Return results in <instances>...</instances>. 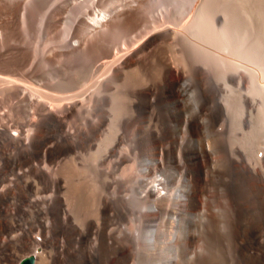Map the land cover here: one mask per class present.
I'll use <instances>...</instances> for the list:
<instances>
[{"label": "bare ground", "instance_id": "bare-ground-1", "mask_svg": "<svg viewBox=\"0 0 264 264\" xmlns=\"http://www.w3.org/2000/svg\"><path fill=\"white\" fill-rule=\"evenodd\" d=\"M44 1L46 0H0V142L4 149L11 148L22 151V153L12 156L10 155L13 152L8 151L10 155L3 158L5 169H16L15 183L17 189L29 193L34 191L38 194L51 191L52 194L46 201V206H41L40 201L33 198L30 200L31 209L29 208V211L37 216L35 224H40L43 221L47 225L49 223L52 225V228L48 225L49 233L51 232L52 235L46 234L42 238L43 240L39 241L32 231L25 227L27 226L26 223L24 226L18 218L9 217L10 208L7 209L0 205V261L12 256L13 244L18 242L20 248H31L39 245L50 248L47 259L48 264H69L60 259L61 249L59 248L61 244L59 243V235L64 234V232L76 237L80 246L85 250L80 249L78 251L80 252V256H78L82 264H94V260L101 253L102 257H105L103 252L107 249V245L104 246L102 240L104 239L106 224L110 219L109 216L114 211V205H112L109 199L110 196L108 197L107 194L110 179L107 175H104L105 173L101 171V167L106 161H110L109 159L112 156H115V149L121 135L131 123L130 111L134 116L138 113L147 116L149 122L146 135L151 139L152 147L150 150L154 148V154H156V146L166 138L172 123L171 117L167 118L164 114L163 104L168 100L177 111H180V103L188 90V88H182V82L187 78L185 71L187 67L191 68L194 80L200 84L199 90L203 102L209 100V93L204 87L210 84L212 88L211 98L215 105L214 116L221 117L224 122L229 119L227 139H220L215 142L204 139L200 136L201 126L199 120L201 118H197L192 128L191 138L194 143L189 151L188 173L183 189H180L179 192L172 190V194L167 196L162 181L157 180L154 184L149 181L147 184L146 192L152 198L151 201L146 202L153 212L151 218L164 216L167 221L166 227L149 231V234L144 233L142 237L144 242L142 241V243L147 250H152L160 255V259L152 264H159V262L160 264H183V259H185L191 243L188 222L192 216L196 215V210L203 205L204 196H207L205 181L202 178V167L209 166L213 173L215 170L220 173L223 162L228 164L238 175L240 170L245 177L251 180L256 197L253 206L258 213L259 228L263 227L264 200H261L258 196L264 191V173L262 171L264 168V147L261 149L260 164L255 163V160H253L254 163L250 162L245 152L239 147V122L242 121L241 123H244L246 127L251 125L252 113L256 112L257 121L255 126L252 127L255 131L251 134L256 139L264 138V114L260 113L259 110L264 102L255 96L257 93H250L247 89V92L245 91L240 95V97L242 96L243 107L245 106L244 108L247 109L246 113H242L240 110L242 113L240 121L239 87L245 88L246 76L248 75H245L244 72L247 71L246 67L251 72H259L260 70L264 74V0H198V2L201 1L199 4L200 11H197L199 14L198 22L206 27L195 31L192 35L187 31V28H183L177 31V36L173 37L177 50H183L185 54V57L182 58L184 66L176 69L174 74H169L168 69L164 68L161 70V76L157 81H148L142 86L140 85L142 81H140L139 76L143 77L142 80H147L145 69H132L129 76L124 75V72L136 64L141 55L148 54L158 40L164 36L167 37L168 30L154 29L137 39L138 41L135 39L137 42L135 41V46L130 49L124 48L121 43H116L117 41L111 43L109 37L114 33L116 26L129 25L139 21L137 13L144 4L143 0H121L116 6L107 10L95 9L98 1L104 2L106 0H90L89 3L80 0L77 5L73 0H67L62 1V4L60 3L53 8L52 6L46 7L47 11H44L39 19L40 34L47 35L50 33L56 36L60 25L63 24L65 27L61 46L58 47V50L52 48L49 55L44 57V60L56 63L55 56H63L65 59L70 58L71 60L75 58L76 61L87 65L92 74L91 79L82 84V87L78 88L77 82L75 84L71 83L72 86L69 83L71 86L70 89L68 88L71 90L69 93L65 95V92V96L59 93L62 96L58 94L61 98L53 96L52 98L55 99L51 100L45 98V96H40V92L36 93L35 86L31 85L33 86L32 89L35 90V93H33L31 92L32 89L29 91L24 88V84V87H22V84H19L16 79L4 76L5 74H15L17 71L27 68L29 70L28 76L35 78L40 84L50 79L46 78L37 66L32 69L33 56H31L29 45L25 43V39L31 38L35 30V23L33 24V16L30 11L45 8L46 2L43 6ZM213 1L216 3L213 6L215 7L214 10L207 11L210 7L209 3L211 5ZM65 10L79 12L68 19L63 14ZM241 11H257L258 29H262V37L257 36L256 39L251 40L252 35L248 38L246 33L248 31L239 35V24L242 21L239 20V12L241 13ZM245 14L243 15L245 16ZM247 17H244L243 23L244 27L249 30L251 28L250 23L245 19ZM217 25H220L221 28H218ZM258 35L260 36V33ZM41 53H44L43 50ZM88 55L90 56L88 57ZM230 63H233L234 67H231ZM206 64L207 68L205 67ZM218 66H221L222 70L217 74L212 72ZM60 68L65 70L68 69V66L65 65V67ZM229 69H232L233 72H229ZM242 69L245 70L242 71ZM61 70L53 72L54 78L61 74ZM250 83L254 84L252 81ZM246 87L248 86L246 85ZM252 88L253 90L254 88L257 89V85ZM64 89L63 91H65ZM115 92L120 95L119 102L116 101ZM156 93L158 94L157 99L151 106L148 103V98ZM55 95L57 96V94ZM6 107L9 111L7 113L12 115L11 118L8 114L2 112ZM85 107L88 109L87 116H83ZM150 107H154L153 112L149 111ZM14 114L18 116L16 117L19 120H14ZM77 115L82 119L83 125L77 127L78 129H75L76 131L72 133L68 125ZM31 124L36 127L33 136L27 135L24 128ZM12 132H16L17 136H13ZM112 132L113 136L110 138ZM241 134L243 133L240 132ZM57 135L59 139H56ZM253 136L251 137L253 138ZM43 143L47 154L41 157L36 150ZM39 144L41 145L39 146ZM116 157L119 159V156ZM1 165L3 166V164ZM85 181L100 185L95 214L89 212L90 207L85 204V193H78V190L82 188L81 184L88 185ZM65 188L69 194H66ZM76 192L78 193L77 196H75ZM71 193L76 199L71 196ZM173 195L176 196L172 199ZM12 198H14L12 200L14 201L13 209L20 211L24 208L25 204L23 202L27 201L26 194L22 193L20 196H12ZM171 200L173 201L171 208L160 204V202L166 204ZM69 202H72L75 206L74 215L68 208L67 203ZM43 218L44 220H42ZM234 220L233 224L235 225H233V228L235 232L232 234V239L237 249L239 205ZM209 228L210 231L207 235L210 242L207 240L209 242L207 244L210 245L213 242L216 247L219 246L221 254L218 249L217 255L220 258L218 257L217 260L212 252L216 247L212 248V245H210L203 261H207L212 257V264H222L223 262L220 263V259L224 256V249L217 237V221L213 214L209 216ZM248 237H251V235ZM95 239L99 241L97 249L93 245ZM117 252L119 253V259L117 260L129 257V253L123 245L120 246ZM30 254L35 257L33 264H37L36 253ZM202 259V257H198L197 262H202ZM255 264H264V261Z\"/></svg>", "mask_w": 264, "mask_h": 264}, {"label": "rangeland", "instance_id": "rangeland-1", "mask_svg": "<svg viewBox=\"0 0 264 264\" xmlns=\"http://www.w3.org/2000/svg\"><path fill=\"white\" fill-rule=\"evenodd\" d=\"M62 1H67V0H46L44 1L43 4V6H45V2H46L45 8H37L33 11H30L33 16L32 17L33 24L35 23L34 27L36 31L34 30L31 38L25 39V43L29 45L31 56H33L32 69L35 66H37L38 70L44 73L46 78L48 79L50 78V79L46 82H41L40 84L38 80H35V78L31 77L30 75L28 76L29 70L27 68H23L17 71L16 72L17 74L12 73V74L4 75L5 77L16 79L17 82L19 81L18 82L19 84H22V87H24L23 86L24 84L25 85L24 88H27L29 91L33 88V86H35L34 89L36 90V93L40 92L39 94L40 96H45V98L50 100L65 96L67 93L71 91L69 90L70 89L69 87H71L72 84H75L76 82L79 85L78 88L82 87L83 86L82 84L88 82L89 79H91L92 77L89 67L85 65L83 62L76 61L74 57H73L74 60L73 59L71 60L70 58L65 59L63 56L62 57L55 56L54 59L56 60V63L55 62L50 63L44 60V57L49 55V53L51 52L50 50L52 48L58 50L59 49L58 47L61 46L64 37L65 26L63 24L60 25L59 32L56 34V36L53 34L51 35L50 33L47 35L46 34L41 35L39 32V28H40L39 19L42 13L44 11H47L48 7L52 6L53 8L59 5L60 3L62 4L63 3ZM73 1L77 5L80 0H73ZM82 1L83 2L85 1L86 3L90 2V0H82ZM120 1L121 0H106L104 2L98 1V4H96L95 9L107 10L108 8L116 6ZM143 1L144 4L140 8V10H138L137 13V18H139V21L133 22L132 24L129 25L116 26L114 33L109 37L111 43H115L117 41L116 43H121L124 48L130 49L135 46L136 42L138 41L137 39L143 37L144 34L146 35L150 31H153L154 29L168 30L167 37L164 36L160 40H158L152 46L148 54L141 55L138 62L134 64L132 67L128 68L129 71L126 70L124 72V75L129 76V72L132 69L134 70L141 68L145 69L147 72V80L143 79L144 80L143 81L142 80L143 77L139 76V78L141 79L140 81H142L140 83L141 86L148 81H157L161 76L160 75L161 70H163L164 68L166 70L168 69L169 74H174L176 69H179L184 66V61L182 58L185 57V54L183 50L178 51L175 46V43L173 42V37L177 36V31L183 28H187V31L190 33V35H192L195 31L201 30L206 27L204 26V24L202 25V23L198 22L199 14L197 11H200L199 4L201 1L200 2H198V0H143ZM214 4H216L214 1L213 4L211 5L209 3L210 7L208 8L207 11H213L215 8L213 7ZM240 5L241 3L239 4V6ZM77 12L65 10L63 11V14L68 19H71ZM242 12L243 11H241V13L239 12V20L240 21L242 20L241 23L239 24V35H242L243 33L245 34L246 31L248 32L250 31L249 33L248 32L246 33L248 38H250L249 36L252 35L251 40H253L254 38L256 39L257 36L262 37V33H261L262 29L261 30L258 29L259 27H258L257 11H244L243 13ZM243 14H245V16ZM243 16L244 17L248 16L245 19H247L248 22L250 23V28L252 29L253 27L252 29L253 34L251 29L248 30L244 27ZM217 27L221 28L220 25H217ZM241 27L242 29L244 28L245 30L243 29L242 31ZM137 31H139L140 33ZM254 32H259L260 36L258 35L259 33L256 34ZM42 50L44 52L43 54L41 53ZM89 56L90 55H88V57ZM65 65L66 67L68 66V69L66 68L65 70L64 69L61 70L60 67H65ZM230 65L231 67H234L233 63H230ZM205 67L207 68V64ZM232 69H229L228 71L233 72ZM60 70H61V74L58 75L57 78L56 77L54 78L53 72ZM221 70L222 67L218 66L216 70H212V72L217 74ZM244 70L242 69V71ZM246 70L248 71L249 69L246 67ZM185 71L187 73L186 75L187 78L182 82L183 83L182 88L183 89L188 88V90L185 93L183 100L180 103V111H177V109L174 108L173 104L168 100L163 104L164 114L167 118L171 117L170 120L172 123L170 124L166 138L162 140L161 143H159V145L156 146L155 148L156 154H154L155 153L154 148H152L154 152L150 150L152 147L150 142L151 139L146 135L148 131L147 124L149 122L147 116H142L140 115V113L134 116L130 111L131 123L129 124V126L126 127L127 129L125 128V130L121 135L120 141L118 142L115 149V156H112L113 159L110 158L109 159L110 161H106L101 167V171L105 173L104 175H107V177L110 179V186L107 190V194L108 197L110 196L109 199L112 202V205H114V211L111 214L112 216L111 215L109 216L110 219H108V222L106 224L104 239L102 240V242H104V246L107 245L106 246L107 249L105 250V252H103L105 254L104 255L105 257H102V253H101L97 257V259L94 260V264H121V263L122 264H152L153 262L157 261V259H160V255H158L159 253L157 252L154 253V251L152 250L151 251L147 250L145 245L142 243L143 241L142 237L144 233L149 234V231H153L155 229L159 230L160 228L166 227L165 224L167 221L164 216H157L154 219L151 218L153 212L151 210L150 205L146 203L148 201H151L152 199L149 197V195L146 192L148 182L150 181V183L154 184V182L156 183L157 180L162 181V184L165 188V192H167L166 193L167 196L172 194L171 192L172 190L174 191L177 190V192H179L180 189H183L186 176L188 173L187 161L189 157V151L191 150L192 144L194 143L193 139L191 138L193 123L197 120L198 117L201 118L199 120L201 126L200 136H202L207 141L213 140V142L220 139H225V140L227 139L228 129H229L228 126L229 119L227 122L226 121L224 122L221 119V117L218 118L214 116L213 111L215 109V105L214 102H212V98H211L212 88L210 84H207L204 87V89L209 93V97H208L209 100L203 102V97L201 96L199 90L200 84L194 80L193 71L191 70L190 67H187ZM247 71H244L246 73L245 75L248 74L246 76L245 88L239 87V120L240 121H241L240 119L241 114L243 112L244 113L247 112V109L244 108L245 106L243 107L244 104L242 103V98H241L242 96L240 97V95H242V93H245L247 89L248 92L250 93H254V94L257 93V95L255 96L264 102V98H263L264 74L260 70L259 72H251V70H249L251 73ZM12 75L13 77H11ZM251 81L254 82V84L256 82L255 85H257V89L254 88V90L256 89L257 91L256 90L254 91L253 88L251 89V87L253 86L255 87L253 83H250ZM69 83L71 86L69 85ZM246 85L248 87H246ZM38 88L39 90L41 89V91L37 90ZM34 89H32L31 92L35 93ZM63 89L65 91H63ZM59 93L63 95L61 96ZM55 94H57L58 97ZM115 94L117 98L116 101L119 102L118 99L120 95H118L116 92ZM53 96L55 98H52ZM157 96L158 94L156 93L148 98V103L151 106L155 103ZM241 108L245 111H243ZM87 110L88 109H86L85 107L83 116L88 115ZM153 110L154 107L149 108L150 112H153ZM240 110L242 111V113ZM259 110L260 113L264 114L263 112L264 103L261 104ZM2 112L6 113V115L8 114V116H10L9 118L12 117L10 113H7L9 112L7 110V107L3 109ZM252 114L253 116L251 115L252 116L251 125L246 127L244 123H241L242 121L239 122V147L245 152L247 158L250 159L249 160L250 162L254 163L253 160H255V163L258 162L257 164L259 165L262 156L261 149L264 147V143H263L264 138L256 139V137H254L253 134H251V132L253 133L255 131V129L254 128L252 129V127L255 126V123L257 121L256 112ZM14 116L16 117L17 115L14 114ZM15 117H13L15 121L19 120L17 118L18 116L16 118ZM81 123H82V119H80V116L77 115L76 118L74 117L72 122L69 123L68 125L70 131L72 133L75 132L76 131L75 129H78L80 126L83 125V123L82 124ZM24 128H25V132H27V135L33 136V134L36 131V127L32 124L27 125ZM240 132L243 134L240 135ZM110 134H112L111 136L109 135L110 138H112L113 132ZM12 135L17 136V133L12 132ZM251 136H253V138ZM56 139H59L58 135L56 136ZM40 145L41 144H39V146ZM44 146L45 144L43 143L40 146V148L37 149L38 151L36 150V152H39V156L41 157L42 156L44 157L45 154H47L46 151L44 150ZM3 150L5 151L3 152ZM8 151L10 153L11 152L13 153H11L10 155ZM19 151L20 150L11 149V148L4 149L2 147V143L0 142V191H1L0 205L4 206V208L7 209L10 208L11 211L9 212V217L14 219L18 218V220H20L21 224H23L24 226L27 224V226L25 227L31 230L35 238L41 241L43 240L42 238L46 234L52 235V233L51 232L49 233L48 230V227L50 226V228H52V225L49 223L48 226L46 222L44 223L43 221L40 224L38 223L35 224V222L37 221L36 220L37 216L33 215L29 211L31 209L29 204H30V200H32L33 198L34 199L37 198V200L40 201V203L42 204L41 206H46V201L50 198L49 196H51L52 193L50 190L48 192L41 194L35 193L34 191L29 193L16 188V183H15L16 182L15 176L17 175L15 174L17 173L16 169L15 170L5 169V163H4L5 161L3 158L4 156L7 155L12 156L18 153H22V151L20 152ZM116 156H119V159H117L118 157ZM122 156L126 158L123 159L124 161L121 160L123 158ZM68 157L69 155L67 156V158ZM1 164H3V166ZM222 165L223 167L220 173H218V170H215L213 173V170H210L211 168L209 166L202 167V178L205 181V191L207 193V196H204L203 205L201 206L200 209L196 210V215L192 216V218L188 222L189 233L191 235L190 236L191 243H190V248L185 256V259H183V264H212V257L207 261H203L204 258H206L205 256L206 253L209 251L210 245H212V248L216 247L213 244V242L212 244L210 243V245H208L210 242L209 241L210 238H208L207 234L210 231L209 216L211 214L215 215L216 217L217 230H218L217 237L219 238V242L221 243L220 245H222V248L224 249V256L221 255L222 259H220V263L223 262L222 264H255L264 261V226L259 228V220H258L259 218H257L258 213L253 206L256 198L255 191L252 188L253 184L250 179H248L242 174V171L239 170V175H238L237 173H235V171H233L232 168L229 167L228 164L223 162ZM262 171L264 173V168ZM205 176L206 178H204ZM263 180H264V176H263ZM85 183H87L88 185L84 186L83 184H81L82 188L78 190V193L79 194L85 193L86 195L85 204L90 207L88 209L89 212L95 214L98 195L100 193V185L98 183L90 184L89 182L86 181ZM65 192L66 194H69L66 188H65ZM22 193L26 194L27 201L23 202V204H25L24 208L18 211L12 208L14 205V201H12L14 198H12V196L18 197ZM78 193L76 192L75 196H77ZM71 196L75 198V196L72 193ZM174 196L176 195H173L172 199ZM258 197L261 200H264V191L261 194H259ZM67 204L69 210L72 211V214L74 215L75 213L74 204L72 202H69ZM160 204L166 206L167 208H171L173 205V201L171 200L166 204L165 202L164 203L160 202ZM238 205H239V227L237 228V231L239 233H237L238 239L236 240V244H238V246L236 249L235 242L232 239V234L235 232V229L233 228L234 227L233 225H235L233 224V220L234 217H236L237 215ZM42 220H44V218ZM34 225L38 226L39 228ZM246 234L247 235L249 234L248 236L251 235V237H248ZM59 238H60L59 243L61 244V247L59 248L61 249L60 259H62L65 263H69V264L70 263L82 264V262H80V257H79L80 252L78 251H80V249L82 250L83 248L80 246V243L79 241H77V238L71 236L70 234L68 235L65 232L64 234L61 233L59 235ZM109 240H111L112 242ZM98 243H99L98 239H95V241L93 242L95 249H97ZM249 244L251 245V247ZM121 245L126 247L129 253V257H123L124 259L122 258L120 260H117L119 259L118 258L119 253L117 252V250H119ZM218 249L219 246L212 250L213 255H215V258H217V260L220 258V256L217 255ZM49 251L50 248H46L41 245L31 248H20L18 247V242H15L13 244L12 256L10 258H6L7 260L2 259L0 261V264H18L19 260L22 257L30 253H36L37 262H38L37 264H48L47 259H48ZM83 251L85 250L83 249ZM244 251L248 253L245 254ZM250 256L252 258L254 257L253 260ZM198 257L203 258L202 262L201 261L197 262Z\"/></svg>", "mask_w": 264, "mask_h": 264}, {"label": "water", "instance_id": "water-1", "mask_svg": "<svg viewBox=\"0 0 264 264\" xmlns=\"http://www.w3.org/2000/svg\"><path fill=\"white\" fill-rule=\"evenodd\" d=\"M34 255L33 254H29L24 256L23 258H21L18 262V264H33L34 263Z\"/></svg>", "mask_w": 264, "mask_h": 264}]
</instances>
